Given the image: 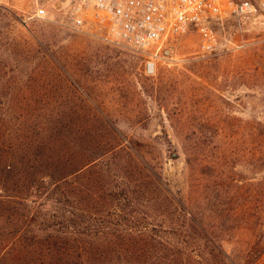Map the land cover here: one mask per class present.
<instances>
[{"label": "rangeland", "instance_id": "1", "mask_svg": "<svg viewBox=\"0 0 264 264\" xmlns=\"http://www.w3.org/2000/svg\"><path fill=\"white\" fill-rule=\"evenodd\" d=\"M77 1L0 7V195L6 186L48 184L73 163L80 179L53 205L79 207L87 219L138 209L147 223L169 225L179 212L166 189L225 194L240 218L222 235L226 250L264 264V7L214 25L211 50L190 29L148 76L141 53L74 24ZM41 6L47 19L34 17ZM4 125L22 132L8 141Z\"/></svg>", "mask_w": 264, "mask_h": 264}, {"label": "trees", "instance_id": "2", "mask_svg": "<svg viewBox=\"0 0 264 264\" xmlns=\"http://www.w3.org/2000/svg\"><path fill=\"white\" fill-rule=\"evenodd\" d=\"M3 128L8 141L22 132ZM260 130L259 157L264 165L263 124ZM8 168L12 170V165ZM56 169L48 184L33 180L23 188H4L0 264H243L238 253L226 250L228 240L222 237L240 220L233 216L232 200L225 194L203 190L204 197L193 198L185 197L181 189L176 195L166 189L179 212L169 225L147 223L138 209L127 213L116 208L107 215L95 211L87 219L79 207L68 208L59 201L53 205L54 196H64L82 169L76 163Z\"/></svg>", "mask_w": 264, "mask_h": 264}, {"label": "built area", "instance_id": "3", "mask_svg": "<svg viewBox=\"0 0 264 264\" xmlns=\"http://www.w3.org/2000/svg\"><path fill=\"white\" fill-rule=\"evenodd\" d=\"M12 0H0V7ZM264 7V0H78L71 17L79 28L96 27L103 41L125 46L144 56L145 74L154 75L161 63L170 62L169 43L196 28L203 48L218 45L214 25L229 19L250 18ZM34 17L47 19L44 6Z\"/></svg>", "mask_w": 264, "mask_h": 264}]
</instances>
